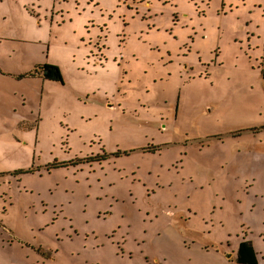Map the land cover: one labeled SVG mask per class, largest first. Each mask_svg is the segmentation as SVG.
Here are the masks:
<instances>
[{
  "label": "rangeland",
  "instance_id": "1",
  "mask_svg": "<svg viewBox=\"0 0 264 264\" xmlns=\"http://www.w3.org/2000/svg\"><path fill=\"white\" fill-rule=\"evenodd\" d=\"M243 240L264 264V0H0V264Z\"/></svg>",
  "mask_w": 264,
  "mask_h": 264
},
{
  "label": "trees",
  "instance_id": "2",
  "mask_svg": "<svg viewBox=\"0 0 264 264\" xmlns=\"http://www.w3.org/2000/svg\"><path fill=\"white\" fill-rule=\"evenodd\" d=\"M39 71V72H38ZM43 74L42 77L47 80H63L62 73L58 66L52 65L50 63L38 64L29 73L19 76V78L25 77L27 75L37 76ZM236 264H257L258 263V253L256 252L253 243L249 240H243L238 248Z\"/></svg>",
  "mask_w": 264,
  "mask_h": 264
},
{
  "label": "crops",
  "instance_id": "3",
  "mask_svg": "<svg viewBox=\"0 0 264 264\" xmlns=\"http://www.w3.org/2000/svg\"><path fill=\"white\" fill-rule=\"evenodd\" d=\"M53 6L55 7V4L53 3ZM219 25V24H218ZM191 63L188 64V67H190Z\"/></svg>",
  "mask_w": 264,
  "mask_h": 264
},
{
  "label": "flooded vegetation",
  "instance_id": "4",
  "mask_svg": "<svg viewBox=\"0 0 264 264\" xmlns=\"http://www.w3.org/2000/svg\"><path fill=\"white\" fill-rule=\"evenodd\" d=\"M115 107H117V106H115ZM186 142V141H185ZM105 154H107V152H106V150H105ZM110 155H112L111 153H110ZM223 251H225V250H223ZM227 252V251H226ZM228 253V252H227Z\"/></svg>",
  "mask_w": 264,
  "mask_h": 264
},
{
  "label": "water",
  "instance_id": "5",
  "mask_svg": "<svg viewBox=\"0 0 264 264\" xmlns=\"http://www.w3.org/2000/svg\"><path fill=\"white\" fill-rule=\"evenodd\" d=\"M231 255V254H230ZM230 255H229V257H230Z\"/></svg>",
  "mask_w": 264,
  "mask_h": 264
}]
</instances>
